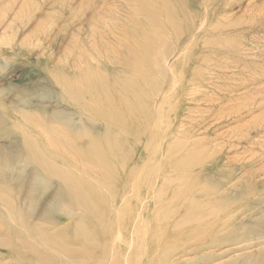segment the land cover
<instances>
[{
    "label": "rangeland",
    "instance_id": "rangeland-1",
    "mask_svg": "<svg viewBox=\"0 0 264 264\" xmlns=\"http://www.w3.org/2000/svg\"><path fill=\"white\" fill-rule=\"evenodd\" d=\"M0 90L1 228L44 223L46 257L76 232L69 264H264V0H0Z\"/></svg>",
    "mask_w": 264,
    "mask_h": 264
},
{
    "label": "bare ground",
    "instance_id": "bare-ground-1",
    "mask_svg": "<svg viewBox=\"0 0 264 264\" xmlns=\"http://www.w3.org/2000/svg\"><path fill=\"white\" fill-rule=\"evenodd\" d=\"M152 1L153 0H151V3H152ZM145 2H147V1H145ZM150 2V1H149ZM187 2V1H186ZM157 5V4H156ZM148 6H149V4H148ZM147 6V7H148ZM193 8V7H192ZM159 9V8H158ZM165 26V25H164ZM160 27V26H159ZM162 29H164V28H162ZM160 37V36H159ZM150 44V43H149ZM142 55V54H141ZM143 57V56H142ZM228 65V64H227ZM226 65V66H227ZM99 80V79H98ZM95 81V80H94ZM97 82V81H96ZM100 83L102 82V81H99ZM107 82V81H106ZM95 83V82H94ZM103 83H104V81H103ZM93 84V83H92ZM102 84V83H101ZM7 85V84H6ZM10 86H11V84H10ZM88 86V85H87ZM2 87V86H1ZM97 87H98V83H97ZM4 88V87H3ZM19 89V88H18ZM25 89V88H24ZM23 89V90H24ZM8 90V89H7ZM15 90H17V89H15ZM1 91V90H0ZM82 92V91H81ZM84 92V91H83ZM89 92V90H86L85 92H84V94L83 95H85V94H87ZM9 93V92H8ZM100 93V92H99ZM101 95V94H100ZM112 95V94H111ZM23 96V95H22ZM27 98V97H26ZM86 98V97H85ZM100 98H101V96H100ZM32 99V98H31ZM87 99V98H86ZM89 99H90V96H89ZM37 100V99H36ZM114 100V99H113ZM36 102V101H35ZM89 102V101H88ZM111 102V101H110ZM114 102H115V100H114ZM80 103V102H79ZM103 103H104V101H103ZM4 104V103H3ZM10 104V103H9ZM18 104V103H17ZM71 105V104H70ZM90 105V104H89ZM105 105V104H104ZM107 105V104H106ZM24 106V105H23ZM22 106V108H24ZM35 106H37V105H35ZM87 106V105H86ZM111 106V105H110ZM13 107H15V106H13ZM21 107V106H20ZM28 107V106H27ZM90 108H91V106H89ZM100 107V106H99ZM103 107V106H102ZM6 108V107H5ZM29 108V107H28ZM30 108H32V107H30ZM41 108H42V106H41ZM67 108V107H66ZM94 109H95V107H93ZM3 110H5L4 108H2ZM15 109H17V108H15ZM42 109H44V108H42ZM69 109V108H68ZM67 109V110H68ZM96 109H99V108H96ZM95 109V110H96ZM109 109H111V108H109ZM120 109V108H119ZM122 109V108H121ZM39 110V113H40V109H38ZM99 110H101V108L99 109ZM123 110V109H122ZM15 111V110H14ZM35 111H36V109H35ZM92 111V110H91ZM91 111H90V114H91ZM16 112V111H15ZM19 112V111H18ZM44 112V111H43ZM42 111H41V113H43ZM110 112H111V110H110ZM62 113V112H61ZM114 113H116L115 111H114ZM122 113V112H121ZM8 114V113H7ZM33 114V113H32ZM94 114H95V112H94ZM10 115V114H9ZM12 115V114H11ZM84 115V114H83ZM87 115V114H86ZM93 115V114H92ZM116 115V114H115ZM117 116V115H116ZM72 117V116H71ZM118 117V116H117ZM55 119V118H54ZM56 120V119H55ZM67 121V124L68 125H71L72 124V122H70L69 120H65V122ZM3 122V121H2ZM1 122V123H2ZM5 122H7V121H5ZM15 123V122H14ZM6 124H8V123H6ZM17 124V123H16ZM97 125V124H96ZM96 125H93L94 127L96 126ZM1 126V125H0ZM3 126V125H2ZM4 126H5V124H4ZM92 127V126H91ZM3 128V127H2ZM8 129H9V126L7 127ZM56 128V127H55ZM72 128H73V126H72ZM90 128V127H89ZM96 129V128H95ZM99 129V128H98ZM41 130V129H40ZM94 130V129H93ZM6 131V130H5ZM6 132H9L8 130L6 131ZM75 132V131H74ZM44 133H45V130H44ZM53 133V132H52ZM6 134V133H5ZM8 134V133H7ZM75 134H77V132H75ZM2 136V135H1ZM9 136V135H8ZM12 137V136H11ZM2 138V137H1ZM4 139V138H3ZM74 139H76V138H74ZM4 141V140H3ZM6 142V141H5ZM73 142H74V140H73ZM116 143V142H115ZM9 144H11L10 142H9ZM17 144V143H16ZM14 145V144H13ZM76 145V144H75ZM113 145H117V144H113ZM12 146V145H11ZM77 146V145H76ZM1 148H2V146H0ZM14 147H18V145L17 146H14ZM19 147H21V146H19ZM114 147V146H113ZM22 149H23V147H21ZM26 148V147H25ZM24 148V149H25ZM28 148H29V146H28ZM28 148H26V149H28ZM116 149H117V146L115 147ZM118 148H120V147H118ZM122 148V147H121ZM13 149V147L11 148V150ZM16 149H18V148H16ZM16 151V150H15ZM18 151H21V150H18ZM17 151V152H18ZM4 152H6V151H4ZM14 152V151H13ZM28 152V151H27ZM114 152V151H113ZM121 152H123V151H121ZM7 153V152H6ZM124 153V152H123ZM4 154V153H3ZM21 153H19L18 155H20ZM73 154V153H72ZM77 154V153H76ZM82 154V153H81ZM120 154V153H119ZM75 155V154H74ZM83 155H86V154H83ZM118 155V154H117ZM7 156V155H6ZM6 156H5V158H6ZM29 156V155H28ZM123 156V155H122ZM127 156V155H126ZM9 157V156H8ZM81 157V156H80ZM85 157V156H84ZM86 157H87V155H86ZM114 157H116V154H115V156ZM12 158H14L13 156H12ZM22 158V157H21ZM28 158V157H27ZM77 158V157H76ZM10 159V158H9ZM115 159V158H114ZM119 159H120V157H119ZM119 159H117V160H119ZM124 159V158H123ZM123 159H122V161H123ZM26 160H28V159H26ZM31 160L33 161V159L31 158ZM2 161V160H1ZM15 161V160H14ZM19 161H20V159H19ZM22 161H24V160H22ZM113 161V160H112ZM4 162V161H3ZM28 162V161H27ZM110 162V161H109ZM5 163H7L6 161H5ZM4 163V164H5ZM26 163V162H25ZM110 163H113V162H110ZM117 163V162H116ZM115 163V164H116ZM121 163V162H120ZM129 163V162H128ZM127 163V164H128ZM13 163H11V165H12ZM19 164V163H18ZM30 164H31V162H30ZM114 164V165H115ZM118 164V163H117ZM7 165V164H6ZM10 165V166H11ZM14 165V164H13ZM12 165V166H13ZM15 165H17V164H15ZM121 166H122V163L120 164ZM1 166V165H0ZM3 166V165H2ZM1 166V167H2ZM19 166V165H18ZM27 166V165H26ZM119 166V165H118ZM124 166V165H123ZM115 167V166H114ZM120 167V166H119ZM4 168V167H3ZM8 168V167H7ZM10 168V167H9ZM14 168V167H13ZM19 168V167H18ZM17 168V169H18ZM30 168H32V167H30ZM33 168H36V167H33ZM32 168V169H33ZM11 169V168H10ZM10 169H8V171H10ZM25 169H26V167H25ZM24 169V170H25ZM28 169V168H27ZM5 170V169H4ZM3 170V171H4ZM19 170V169H18ZM37 170L38 169H35V170H33V171H31L32 173L30 174V173H28L27 174V176H30V178H32V179H26L27 181L29 180L30 182H29V184L30 183H32L33 185L34 184H37V182H41L40 181V179H37L38 177H40L41 175V173L39 172H37ZM111 171H112V169H110ZM17 171V170H16ZM117 171V170H116ZM123 171V170H122ZM24 172H26V171H24ZM119 171H117L116 173H118ZM21 173V172H20ZM19 173V174H20ZM15 174V173H14ZM13 174V175H14ZM22 174V176H23V173H21ZM119 174V173H118ZM4 175V174H3ZM26 176V177H27ZM1 177V176H0ZM118 177H120L119 175H118ZM118 177H116L117 179H119ZM13 178V177H12ZM23 178V177H22ZM44 178V177H43ZM121 178V177H120ZM25 179V178H24ZM115 179V178H114ZM124 179V178H123ZM3 180V179H2ZM25 180V181H26ZM98 180V179H97ZM253 180V179H252ZM7 181V180H6ZM11 181V180H10ZM22 181V180H21ZM60 180H58V182H59ZM67 181V180H66ZM101 181H103L102 179H101ZM248 181V180H247ZM255 181V180H254ZM258 181V180H257ZM261 181V180H260ZM23 182H24V180H23ZM22 182V183H23ZM103 182H105V180L103 181ZM106 182H107V180H106ZM249 182H251V181H249ZM256 182V181H255ZM17 183V182H16ZM15 183V184H16ZM28 183V182H27ZM51 183V182H50ZM110 183H111V181H110ZM38 184H40V183H38ZM43 184V183H42ZM41 184V185H42ZM61 184V183H60ZM7 185H9V184H7ZM62 185V184H61ZM61 185L59 186L60 188H61ZM251 185H252V183H251ZM17 186V185H16ZM24 186V185H23ZM253 186V185H252ZM255 186V185H254ZM4 187H5V185H4ZM35 187V186H34ZM33 187V188H34ZM36 187H37V185H36ZM19 188H20V185H19ZM19 188L17 189V191L19 190ZM59 188V189H60ZM63 188V187H62ZM255 188V187H254ZM253 188V189H254ZM12 189H14V188H12ZM246 189V188H245ZM248 189H249V187H248ZM247 189V190H248ZM15 190V189H14ZM23 190V189H22ZM44 190L46 191V187L44 188ZM250 190V189H249ZM5 190L3 189V187H2V185L0 184V213L1 214H3V213H5V212H7L8 211V209L6 208L7 207V205L8 204H6L4 201V197H3V192H4ZM21 191V190H20ZM29 192H30V190H28ZM32 191V190H31ZM60 191V190H59ZM64 191V190H63ZM244 191V190H243ZM242 191V192H243ZM253 191H255V190H253ZM22 192V191H21ZM24 192V191H23ZM22 192V193H23ZM53 192H55V191H53ZM242 192H240V193H242ZM258 192V191H257ZM33 192H31V194H32ZM36 193V192H35ZM64 193H67V191L66 192H64ZM63 192H57L55 195H52V198L50 197V200H51V202L54 204V206H55V204H56V209H57V206H59V207H61L60 205H59V203H60V201L62 200V199H64L65 200V194H64ZM244 193V192H243ZM252 193V192H251ZM37 194V193H36ZM46 194V193H45ZM76 194V193H75ZM260 194V193H259ZM13 195V194H12ZM18 195V194H17ZM22 195H24V194H22ZM241 195V194H240ZM251 195V194H250ZM21 196V195H20ZM19 196V197H20ZM38 196V195H37ZM50 196V195H49ZM264 196V195H263ZM22 197V196H21ZM25 197V196H24ZM34 197V196H33ZM33 197H30V196H28L27 195V200L29 201V203L34 207V209L36 210L38 207H40V202H41V200H42V197L41 198H39L37 201H33ZM46 197V196H45ZM74 197V196H73ZM247 197V196H246ZM36 198V197H35ZM69 197H67L66 199H68ZM85 198V197H84ZM234 198V197H233ZM232 198V199H233ZM237 198H238V196H237ZM18 199L19 198H17V202H18ZM74 199H75V197H74ZM77 199V198H76ZM83 199V198H82ZM86 199V198H85ZM84 199V203L86 202V200ZM229 200H230V198H228ZM243 199V198H242ZM24 200V199H23ZM35 200V199H34ZM87 200H89V198L87 199ZM225 200V199H224ZM234 200V199H233ZM235 200H237L236 199V197H235ZM14 201H15V199H14ZM43 201V200H42ZM90 201H91V203H92V200L90 199ZM256 201V200H255ZM80 202H82V200L80 201ZM28 203V204H29ZM42 203V202H41ZM47 203V202H46ZM62 204H63V202H61ZM87 203V202H86ZM246 203V202H245ZM256 203V202H255ZM262 203H264V202H262ZM61 204V205H62ZM78 204V203H77ZM93 204V203H92ZM229 204H231V203H229ZM252 204V203H251ZM18 205H19V203H18ZM22 205V204H21ZM66 205V204H65ZM70 205L72 206V204L70 203ZM82 206V207H85V206H83V204H79V206ZM94 205V204H93ZM256 205H257V203H256ZM67 206V205H66ZM78 206V205H77ZM87 206H89V205H87ZM90 206H91V204H90ZM253 206V205H252ZM264 206V205H263ZM262 206V207H263ZM8 207H10V206H8ZM49 207H50V205L47 203V204H44L42 207H40V208H42V210L40 211L43 215H46V213L47 212H50L49 211ZM63 207H64V205H63ZM69 206H67L66 208H68ZM94 207V206H93ZM13 208H15V207H13ZM31 208V207H30ZM65 208V209H66ZM72 208V207H71ZM247 208H248V206H247ZM249 208H250V205H249ZM259 208H260V206H259ZM33 209V208H32ZM73 209V208H72ZM246 209V208H245ZM30 210V209H29ZM70 210V209H69ZM240 210V209H239ZM257 210V209H256ZM12 211H13V209H12ZM75 211V210H74ZM74 211H70V212H74ZM242 211V210H241ZM253 211H254V209H253ZM26 212H27V210H26ZM35 212V211H34ZM33 212V213H34ZM62 212H64V210L62 211ZM240 212V211H239ZM244 212V211H243ZM246 212V211H245ZM252 212V211H251ZM256 212V211H255ZM254 212V213H255ZM30 213V212H29ZM53 213V212H52ZM58 213V212H57ZM75 213V212H74ZM241 213V212H240ZM254 213H252V214H254ZM9 214V213H8ZM16 214V213H15ZM21 214V213H20ZM36 214H37V212H36ZM41 214V215H42ZM62 214V213H61ZM65 215H67L65 218H66V220H72L73 221V217H72V215L69 213V212H65L64 213ZM77 214V213H76ZM79 214V213H78ZM250 215L249 216H251V213H249ZM40 215V216H41ZM71 215V216H70ZM14 216V215H13ZM21 216V215H20ZM24 216V215H23ZM29 216V215H28ZM237 216V215H236ZM18 217H19V215H18ZM58 217V216H57ZM74 217H75V215H74ZM83 218H84V216H82ZM85 217H86V215H85ZM246 217V216H245ZM10 218V217H9ZM27 218V217H26ZM40 218V217H39ZM80 218V217H79ZM237 218V217H236ZM4 219V218H3ZM15 219H16V216H15ZM28 219V218H27ZM41 219V218H40ZM39 219V220H40ZM43 219V218H42ZM44 219H47V217L46 218H44ZM49 219V218H48ZM84 219H86V218H84ZM109 219V218H108ZM261 220H262V218H260ZM5 220H6V218H5ZM9 220V219H8ZM25 220V219H24ZM38 220V222H41V220L39 221ZM49 220H51V219H49ZM105 220H106V218H105ZM105 220H103V221H105ZM112 221H113V219H111ZM258 220V219H257ZM257 220H256V222H257ZM21 221H22V219H21ZM35 221V220H34ZM45 221V220H44ZM108 221V220H107ZM9 222V221H8ZM8 222L6 223V224H8ZM16 222V221H15ZM31 221L29 220V222L27 223V227H28V229H29V233L28 232H26L25 234L23 233V231L20 233L19 231L22 229H19V231H17V229L16 228H19V227H17L16 225H14V224H8V228L6 227V229H4V228H1L0 227V247L1 246H4V247H6V252L5 253H1L0 252V264H49L48 263V261L47 260H51L52 262H51V264H69V262H71V261H73V260H77V258H79L80 259V256L81 255H79V253L80 252H77V247H78V244L80 243L79 241H78V239L80 238L79 237V234H77L76 232H75V234L73 233V237H72V240L70 241V242H66V246H61V249H56L57 250V252H58V250H60L59 252H61L60 253V255H63V257H58L57 255V257H54V255H52V256H48V254H47V256L48 257H46V225L43 223V224H36L35 222H31ZM116 222V221H115ZM231 222V221H230ZM237 222V221H236ZM239 222H241V221H239ZM11 223H12V221H11ZM14 223V222H13ZM25 223H26V220H25ZM30 223V224H29ZM97 223H98V227H99V229H100V232L99 233H102V231H106L107 230V228L105 227L104 228V226L102 225V222H100V221H97ZM118 224H119V222H117ZM242 223H244V221L243 222H241V224ZM261 223V222H260ZM260 223H258V224H260ZM4 224V223H3ZM123 221H122V223L120 222V224L119 225H122V227H123ZM254 224V223H253ZM257 224V223H256ZM117 225V224H116ZM118 225V226H119ZM238 225V224H237ZM240 225V224H239ZM19 226V225H18ZM84 226V225H83ZM108 226V225H107ZM112 226V225H111ZM115 226V225H114ZM126 226V225H125ZM71 227H72V225H70V223H66V224H64L63 226H61V227H59L58 228V230H57V234H60V235H65V236H67L68 235V233L71 231ZM110 227V226H109ZM117 227V226H116ZM121 227V228H122ZM128 227V226H127ZM249 227V226H248ZM121 228H118V229H120L121 230ZM34 229H37V234H35L34 233ZM75 229V228H74ZM74 229H72V230H74ZM111 229H112V227H111ZM129 229V228H128ZM237 229H238V227H237ZM25 230V229H24ZM78 230V229H77ZM81 230V229H80ZM83 230V229H82ZM114 230V229H113ZM117 230V229H116ZM231 230V229H230ZM229 230V231H230ZM251 230V229H250ZM254 230H256V229H254ZM84 231V230H83ZM83 231H81V233H80V231H78V233H80V236L83 234H86L88 231L85 229V232L86 233H84ZM118 231V230H117ZM115 232V233H119V232ZM246 231H248V229H246ZM83 232V233H82ZM245 232V231H244ZM249 232V231H248ZM247 232V233H248ZM99 233H98V236H99ZM107 233H109V231L108 232H105V234H107ZM253 233V232H252ZM89 235H90V232L88 233ZM127 234H128V232H127ZM9 235H11L10 237H11V239H7L8 238V236ZM88 235V237H90ZM111 235V234H110ZM116 235L117 234H115V237H116ZM125 235V234H124ZM123 235V236H124ZM242 235V234H241ZM118 236H120V235H118ZM250 236V235H249ZM1 237H3V238H1ZM57 237H59V236H57ZM83 237V236H82ZM100 237V236H99ZM87 238V237H86ZM102 239H96V240H100L102 243H101V245H100V243H99V246H100V249H95L94 247V249L92 250V249H90V250H92L91 252H90V254H88V255H92V256H96V255H99L100 253H102V252H104L105 253V250H103L104 248H106V250L107 249H109V248H111L112 249V255H114L115 254V256H116V259H117V261H118V258L121 256L122 258H123V251H122V255H120L119 256V254H118V250L117 249H115L113 246H111V240H109L108 239V237L105 235V237H101ZM126 238V237H125ZM241 238H242V236H241ZM67 239H68V237L65 239V241H67ZM84 239V238H83ZM87 239H90V238H87ZM118 239H119V237H118ZM130 239V238H129ZM128 239V241H130ZM233 239V238H232ZM93 240V239H92ZM114 240V239H113ZM125 240V239H124ZM253 240V239H252ZM82 241H84V240H82ZM82 241H81V243H82ZM90 241V240H89ZM126 241V240H125ZM215 241V240H214ZM218 241V240H217ZM225 241V240H224ZM262 241V240H261ZM264 241V240H263ZM86 242H87V244L89 243L88 242V240H86ZM86 242H83L84 243V245H87L86 244ZM95 242V241H94ZM93 241H92V243L93 244H95ZM99 242V241H98ZM97 242V243H98ZM108 242V243H107ZM211 242V241H210ZM221 241H219L218 242V244L220 243ZM229 242V241H228ZM80 243V244H81ZM90 243H91V241H90ZM206 243V242H205ZM224 243H226V242H224ZM258 243H260V242H258ZM264 243V242H263ZM93 244H90L89 245V248H90V246L91 245H93ZM107 244H108V246H107ZM116 244V243H115ZM215 244V243H214ZM61 245V244H60ZM83 245V246H84ZM128 245V244H127ZM209 245H210V243H209ZM208 245V246H209ZM81 246H82V244H81ZM88 246V245H87ZM115 247H116V245H114ZM126 246V245H125ZM196 246H198V245H196ZM201 246V245H200ZM206 245H204V247H205ZM207 246V247H208ZM216 246H217V244H216ZM257 246V245H256ZM53 247V246H52ZM86 247V246H85ZM92 247V246H91ZM96 247V246H95ZM113 247V248H112ZM134 245H133V249H134ZM203 247V246H202ZM49 249H51L50 247H48ZM54 248H56L55 246H54ZM128 248H129V245H128ZM83 249H84V247H83ZM127 249V248H126ZM125 249V250H126ZM139 249V248H138ZM199 249H200V247H199ZM206 249V248H205ZM86 250H88V248L86 249ZM103 250V251H102ZM124 250V249H123ZM135 250V249H134ZM143 250V249H142ZM80 251H82V249L80 250ZM127 251V250H126ZM132 251V250H131ZM52 252H54V250L52 251ZM58 252V253H59ZM88 252H89V250H88ZM110 252H111V250H110ZM129 252H130V250H129ZM136 252V251H135ZM146 252V251H145ZM132 253V252H131ZM106 254V253H105ZM108 254V253H107ZM261 254H262V251H261ZM83 255V254H82ZM140 255V254H139ZM138 255V256H139ZM258 255V254H257ZM259 255H260V253H259ZM109 256V255H108ZM110 256H111V254H110ZM109 256V257H110ZM119 256V257H118ZM130 256H131V254H129V253H127V252H125V257L124 258H130ZM133 256V255H132ZM131 256V257H132ZM83 257V256H82ZM87 257V259L84 261V259L83 260H77V261H79V262H87V261H89V257L88 256H86ZM97 257V256H96ZM103 257H105L104 255H103ZM260 257V256H259ZM6 258H9L11 261L10 262H8V261H6L5 262V260L4 259H6ZM91 258V257H90ZM106 258V257H105ZM105 258H101V256H100V260L102 259V261H104L105 260ZM111 258V257H110ZM248 258V257H247ZM260 258H262V255H261V257ZM47 259V260H46ZM104 259V260H103ZM115 258H114V260H116ZM120 259V258H119ZM259 259V258H258ZM256 260V259H255ZM94 261V260H93ZM108 261V260H107ZM110 261V260H109ZM108 261V262H109ZM75 262V261H74ZM78 262V263H79ZM113 262V261H112ZM112 262L110 263V264H112ZM245 262H248V261H246L245 260ZM250 262V261H249ZM75 263H77V262H75ZM106 263V262H105ZM125 263V262H124ZM232 263H234V262H232ZM231 263V264H232ZM118 264H122V263H119L118 262ZM248 264H250V263H248Z\"/></svg>",
    "mask_w": 264,
    "mask_h": 264
}]
</instances>
